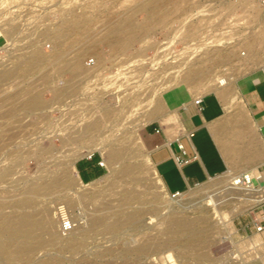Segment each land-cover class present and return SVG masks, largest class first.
Instances as JSON below:
<instances>
[{"label":"rangeland","instance_id":"374dc122","mask_svg":"<svg viewBox=\"0 0 264 264\" xmlns=\"http://www.w3.org/2000/svg\"><path fill=\"white\" fill-rule=\"evenodd\" d=\"M97 1H71L54 25L32 38L24 39L15 34L12 42L15 51L9 57L0 56V205L7 202L0 206V215L14 211L10 205L29 196L22 194L24 191L37 188L42 181L40 178H47V181L46 174L59 173V164L77 152L82 154L75 160L76 170L78 162L95 155L107 169L106 174L95 182L83 183L85 187L81 185L74 189L76 193L93 189L103 191L95 197L79 198L75 192L64 194L63 187L54 183L49 184L50 190L48 185L44 187L47 192L40 195L44 197L34 196L35 207L29 211L39 217L45 208L52 211L51 215L57 221L53 230L55 236L64 234L55 210L61 202L68 208L70 216L93 211L107 217L113 215L108 223H113L123 211L139 210L142 214L158 206V203L123 206L122 199L127 191L142 192L145 181L128 178L113 185L119 165L112 171L100 148L110 141L114 142V147L126 146V142H130L126 136L132 134L133 146L140 147V152L136 159L125 163L140 165L150 171L154 166L145 144L148 132L154 125L169 127L170 123L155 118L144 125L138 120L144 119L141 118L143 112L152 109L159 98L180 86L187 73L192 71L194 76H199L187 90V97L194 100L215 92L211 86L219 77L232 76L233 87H236L245 76L264 66V5L256 0H174L170 4L166 0ZM147 1L159 3V19L150 16ZM86 6H89L87 10ZM83 10L89 25L60 36L54 32L62 23L63 15L70 16L72 11L81 13ZM137 26H142L143 31L136 39L115 40L113 34L130 32ZM12 30L16 32V26ZM4 43L5 40L0 39V46ZM47 46L51 48L47 49ZM251 50L256 54L249 58ZM90 59L95 60V65H87ZM77 62H81V66L73 70L72 66ZM73 78L74 90L56 93L59 80L63 79L67 86ZM31 89L43 100L39 108L23 105L27 99L23 96ZM182 109L180 107L178 111ZM176 118L178 120V113ZM93 122L97 126L87 135L97 141V146L74 148L72 143ZM226 176L212 178L184 192H192L195 199L189 205L192 208L182 215L189 220L207 221L194 230L202 233L200 238H188L190 232L162 235L155 214L140 217L138 232L130 225L115 231L104 225L89 230L86 221L83 224V229L89 230L83 241L86 246L78 253L61 251L51 243L50 234L38 231L40 237L32 240V251L24 264H264V201L240 210V195L231 193L221 199L223 203L217 210L201 199L208 192L224 190ZM156 180V176L151 175L146 181ZM251 188L260 191L264 185L253 180ZM157 190L161 193L160 205L167 201L175 206L182 203L181 197L175 198L163 188ZM10 194L16 196L12 199ZM23 209L19 206L16 211L21 213ZM220 213L231 218L222 220ZM166 214L171 211H161L162 217ZM140 237L147 240L146 247L151 251H163L166 238L172 249L161 254L151 251L125 253L129 248L135 249ZM189 250L191 254H183ZM0 264L21 263L7 259L0 251Z\"/></svg>","mask_w":264,"mask_h":264},{"label":"bare ground","instance_id":"6f19581e","mask_svg":"<svg viewBox=\"0 0 264 264\" xmlns=\"http://www.w3.org/2000/svg\"><path fill=\"white\" fill-rule=\"evenodd\" d=\"M98 1H100V0H98ZM166 1H167V4L174 2V0H166ZM81 3H82V1H81ZM146 3L148 4V9L150 10V16L155 20L159 19V14L161 13V12L159 13V11H160L159 3L155 2V1H147ZM91 6L92 5H90V7ZM88 8H89V6H86L85 9L87 10ZM166 11H168V10H166ZM84 12H85V10H83L81 13H74V11H72L71 12L72 15H70V16L63 15L62 23L54 29V32L58 36H60L69 30H82L87 25H89L88 24L89 21H87L84 18V16H85ZM93 30H95V29H93ZM141 31H143V27L137 26V27H134L132 30H130V32H121V33L113 34V35L115 36L116 41L122 42V41H126L127 39H131V40L136 39L139 36ZM111 35H112V33H111ZM28 40H31V39H28ZM247 42H249V44H250V41H247ZM249 47H247V48L250 49ZM255 54H256L255 50H251V52L249 53V58ZM220 60L223 61L224 59H220ZM79 61H80V59H79ZM10 63L12 64L13 62L11 61ZM72 63H74V62H72ZM72 63H71V66H72ZM21 64H23V62ZM79 66H81V62H77L75 65H73L72 69L75 70ZM13 68H15V66ZM10 69L11 68H9V70ZM198 77L199 76H197V75L194 76V73L192 71L187 73L185 79H182L183 82L182 81H181L182 83L180 82L181 83L180 86L174 87L175 89L170 91V93L159 98L158 101L156 102V105L153 106L152 109L146 110L143 112L141 118H144V119L138 120L139 123L145 125V124L152 122L155 118H162L164 123H170V125L175 124L178 126L179 121L176 118L177 113H178V109L180 107H185L188 105V101L190 99L187 97V93H188L187 90L189 89L190 85L195 83V80ZM74 80H75V78H73L72 82L69 85H67V87L58 88L56 93L58 94L59 92L61 93L65 90H74L75 86H76V84L74 83ZM211 87L215 89L216 93H218L220 96L227 99L229 96H231V94L233 92V88H234L233 83H232V76H223V77H219V78L215 79L213 81ZM30 92L28 94H26V93L24 94L23 98H25V96H26L27 99L26 100L24 99L25 102L23 103V105H25V107L28 106L29 108L41 107V105H43V100L41 99L40 94L33 93L32 89L30 90ZM20 98H22V96ZM9 109H10V107H9ZM11 110H13V109H11ZM11 114H12V112H11ZM42 116L44 117V115H42ZM133 123H135V122H133ZM96 126H97V123H94V122L91 125L87 126V128L85 129V133L81 134L78 137V139L72 143V146L74 148H87V149H92L93 147L97 146L96 145L97 141L90 139L89 136L87 135V132L91 131V130H95L94 128ZM96 131H97V128H96ZM84 135H87V137H85ZM127 136H126V139L130 138V142L127 141L126 146L121 145L120 147H114L113 146L114 142L110 141L107 146H102L100 148L106 163L108 165H110V169L112 171H114L113 170L114 166L119 165V171H118L117 177L115 178V181H113L112 184L114 185L115 183H118V182L123 181L125 179L127 180L128 178H132L136 181H145L144 190L142 192H139L136 189H132L130 191H127V194H125L124 198L122 199L123 206L126 205L129 207H132V206L134 207L135 205L138 206V205H145V204H152V203H158V206L153 208L151 212H145L142 214H141V211H139V210H134L131 212L123 211L120 213V216L117 217L116 220H114L113 223L111 221V223L109 222L110 223L109 224L108 220L113 215L107 217L104 215H99V214H97L96 211H93V212L84 213V215L79 214V215H75V216H70L68 208L66 207V205H63L61 202V203H58L56 208H55V210L57 212V216H58V223L62 224V222L65 221L66 219H70L73 222V228L70 231L64 232L62 227H61V229H62L61 232L64 233L63 235H65V236H63L62 234L55 236V232L53 230H55V224L57 223V221H55L53 219V216L51 215L52 211H49L47 208H45L43 215L41 217H39L38 215L35 214V212L33 213L29 210H31L35 207L36 202L33 203V201L35 200L34 196L39 195L38 197H44V196H40V195L47 192L46 191L47 188H44V187L47 185L49 186V184L54 183V184L58 185L57 187H63V189L61 191L64 194H69V193L75 192L74 189L83 184V181L79 177V174H78L76 167H75L76 158L82 154L81 152H79V153L77 152L78 154L76 153L74 156L69 157L68 159L65 158L66 160L59 164V166H61V171L59 173L57 172L55 174H46L45 178L49 177V179L46 181L47 178L46 179L40 178V180H42V181L37 184V188L34 189V187H33V189L31 188V190H29V191L27 190L26 192L23 190L24 193H22V194L27 193V195H29L28 197H24L23 199H21L17 202L15 201V199L12 200V201H15V203L12 204L13 206L12 205H10V206L15 209L14 211L9 212L8 214H1L0 215V251L3 253V255L6 256V258L11 260V261L24 264L26 262V260H28L30 252L32 251V243H31L32 240L40 237V235L37 234L38 231H45L48 234H50L49 236H51V243L54 246H58L61 251H70L73 253H78L82 247L86 246V244L83 243V241L85 239V234L88 233L89 230H94L97 227L104 225L107 228H109L111 231H115V230L119 229L121 226L130 225V227L133 231L138 232V230L141 227L139 220H140V217L143 216V214H150V215L155 214L159 218V224H158L160 226L159 233H161L162 235L168 236L170 234H180V233L182 235H184L186 232H190V234L187 235L188 238H190V239H192L194 237L200 238L202 233L200 231L197 232L194 230L198 227V225L206 223L207 221H204L201 219L200 220H189L187 217L182 215L184 212H186L187 210L190 209L191 206H189V205L194 202L195 196L193 195V193L192 192L180 193L179 196H177V197H181L183 200H182V203L178 204V206L173 205L170 201H167V202L160 205L159 200L161 198V193H159V190H157V188H163V190L166 193H167V190L165 189V186L163 185L160 177L158 176L156 169L154 167H152L151 170L149 171V170L144 169L140 165H128L125 163V161H127L129 159L137 157L139 152H140V147H134L133 146L135 140H134V138H132V134H129L128 137ZM71 153H68V154H71ZM40 155H38V156H40ZM69 156H71V155H69ZM21 157H23V156H21ZM18 158H20V157H18ZM148 158H149V156H148ZM19 163H21V162H19ZM41 163H42V160H41ZM151 175L156 176V178H157L156 182L146 181L147 178L150 177ZM226 175L227 176H226V179L224 181L226 188L224 190L221 189V191L218 190L215 192L214 191L213 192L207 191L208 193L206 195L202 196L201 199L206 200L209 205H212L214 208H217V210H218L219 206L223 203V202H221V199L224 196L231 194V193H234L236 195H240L239 198L241 199V203L238 207V208H240V210H243V207L250 206V205L257 204V203L264 201V188L262 190L260 189V191H257L251 187H245L241 183L242 181H241L240 177L242 175H237L234 173H227ZM252 177H253V174L248 175V179H251ZM134 180H132V181H134ZM157 184L160 186L158 187ZM262 184L264 185V183H262ZM82 186H84V185H82ZM50 187L51 186H49V188H48L49 190H50ZM86 187H87V185H86ZM136 188H138V187H136ZM101 192H103V191L93 189L91 191H84V192H79V193L75 192V193L79 198L87 199L88 197H93V196L95 197L97 194H99ZM16 194L18 195V193H16ZM22 194L20 195V193H19L20 197L22 196ZM14 196H16V195L14 194ZM14 196L11 195V198ZM165 196H166V194H165ZM144 197H145V199H144ZM69 200L74 201L75 199L69 198ZM69 200H67V201H69ZM61 201H62V199H61ZM77 201H79V200H77ZM74 202H76V201H74ZM6 203L7 202L1 204L0 206L4 205ZM238 204H239V202H238ZM159 205H160V207H159ZM19 206L24 207V209L21 213L16 211V208ZM163 210L166 211V213L171 211V214H166L165 216L162 217L161 211H163ZM0 211H1V209H0ZM37 213H38V211H37ZM231 213H233V212H231ZM85 218H86V220H85ZM227 218L230 219L231 216L227 215L225 213L221 214L222 220L227 219ZM86 221L88 222L89 230L83 229V224ZM138 241L139 242L136 245L134 250L129 248L125 251V253L145 254V253H149L151 251V250H149V248L146 247L147 240H145L144 238H141ZM141 241H143V242H141ZM168 241L169 240L166 238V244H165L166 246H165V249L163 251H160V249L159 250L153 249L151 251V253L152 254H155V253L161 254L165 250L172 249V245H169ZM183 254L187 255V254H191V253L189 250L187 252H183Z\"/></svg>","mask_w":264,"mask_h":264},{"label":"crops","instance_id":"0c3cea01","mask_svg":"<svg viewBox=\"0 0 264 264\" xmlns=\"http://www.w3.org/2000/svg\"><path fill=\"white\" fill-rule=\"evenodd\" d=\"M203 98V111L189 100L178 111V126L154 125L146 137L149 160L167 192L183 193L227 173L253 174L258 185L264 183V66L245 76L227 99L216 92ZM180 145L191 160L183 166L177 164ZM83 161L86 173L90 166L93 176L106 174L100 158Z\"/></svg>","mask_w":264,"mask_h":264},{"label":"built area","instance_id":"2783aa9c","mask_svg":"<svg viewBox=\"0 0 264 264\" xmlns=\"http://www.w3.org/2000/svg\"><path fill=\"white\" fill-rule=\"evenodd\" d=\"M71 1L77 0H0V39L5 40V43L0 46V56L9 57L8 55L15 51L16 47L12 43L15 34L22 38L34 37L38 34H42L44 30L54 25ZM256 1L264 5V0ZM15 26L17 30L16 32H12V28H15ZM50 48L51 46H47V49ZM87 65H95V60L90 59ZM58 87H67L63 79L58 81ZM194 104L200 111H203V96L195 99ZM155 132L160 133V130L157 129ZM179 148L183 159H177V164L179 166L189 164L191 160L187 158V152L184 146L180 145ZM99 165L103 167L102 162H100ZM248 175L250 174L240 177L241 183L245 187H251L253 184V177L248 179ZM179 194L180 193H175L172 194V196L177 197ZM72 228L73 222L70 219H66L62 222V229L64 232L70 231ZM259 229H261V227Z\"/></svg>","mask_w":264,"mask_h":264},{"label":"trees","instance_id":"16d2710c","mask_svg":"<svg viewBox=\"0 0 264 264\" xmlns=\"http://www.w3.org/2000/svg\"><path fill=\"white\" fill-rule=\"evenodd\" d=\"M95 158H99V157L97 155H95L93 157V159H95ZM77 169L79 170L80 176H81L82 180L84 181V183H89L90 181L101 176V173H98V172H97L96 176H93V174H91V171H90V166L89 167L87 166L88 173H86L87 171H85L84 161L78 162Z\"/></svg>","mask_w":264,"mask_h":264}]
</instances>
